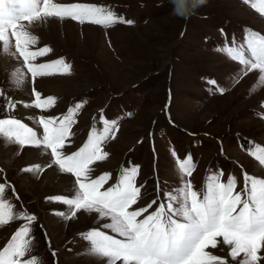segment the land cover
Here are the masks:
<instances>
[{
	"label": "rangeland",
	"instance_id": "obj_1",
	"mask_svg": "<svg viewBox=\"0 0 264 264\" xmlns=\"http://www.w3.org/2000/svg\"><path fill=\"white\" fill-rule=\"evenodd\" d=\"M54 2L96 4L113 11L119 19L133 22H117L104 27L81 24L68 18L34 21L29 30L38 37V44L33 48L47 46L51 49L36 61L63 59L75 63L69 74L37 77L34 85L31 74L18 59L14 42L7 52L0 46V55L7 54L11 62L7 67L0 62V90L6 91L8 96L20 101L34 100L32 89L35 86L44 97L57 98L56 105L47 110L48 116H62L76 104H84L72 127L73 137L65 148L69 153L86 142L84 135L93 114L105 105L104 117L118 121L119 131L115 138L109 137L103 144L107 158L92 165L93 177L116 170L108 183L116 181L122 161H134L133 165L139 168L137 186L143 185L136 207L146 206L153 200L158 204L159 198L163 201L165 193L175 191L183 182L176 166L179 160L173 159L170 152L172 146L183 160L188 151L194 154L195 170L183 179L190 180L197 190L202 188L209 175L221 171L225 182L229 176L236 177L237 191L243 187L245 172L264 178V166L249 153L257 145L264 146V85L257 86L258 71L241 75L242 66L230 59L225 51L233 41L239 43L236 37L241 36L242 43L248 29L264 34V15L251 6L256 0L247 4L244 0H204L198 5L190 0V10L183 16L177 11V0ZM16 67L23 68L24 72V81L19 87L10 77ZM209 80L216 84L210 85ZM49 84L68 85L63 87L66 93L76 86L84 90L75 96L41 90ZM220 88L224 89L223 93ZM77 98L84 101L71 103ZM14 114L25 120L33 119V115H46L45 111L25 108L22 104L17 105ZM4 115L0 105V116ZM94 123L101 130L102 121ZM33 124L39 125L36 121ZM190 134H193L191 138ZM10 146L13 149L7 150ZM27 153L0 139L2 176L12 182L18 196H29L33 200L27 203L38 215L31 224L34 248L30 255L40 252L39 256L46 257L43 260L48 261L47 264H106L104 259L87 254L89 244L82 238L87 231L100 228L105 221L99 219L98 214L95 218L91 215L85 218L84 212L77 213L76 218L64 219L57 211L65 209L67 212L66 206L50 199L57 194L68 195L73 190L75 178L52 166L72 181L71 187L66 186L69 192L55 191L53 178L51 181V176L44 179L40 175L50 167H45L42 172L21 171L33 165L46 166V152L37 148L34 155ZM12 156L17 157L12 159ZM52 175L54 177V172ZM36 178L39 181L34 180ZM156 192L159 197L155 198ZM47 196L48 201H38ZM53 226L57 231L52 234L49 229H54ZM14 230V226L0 230V249ZM48 238L51 248L58 252L56 263L48 257ZM225 251L220 255L224 256L228 250ZM86 261L89 263H84Z\"/></svg>",
	"mask_w": 264,
	"mask_h": 264
},
{
	"label": "snow or ice",
	"instance_id": "obj_2",
	"mask_svg": "<svg viewBox=\"0 0 264 264\" xmlns=\"http://www.w3.org/2000/svg\"><path fill=\"white\" fill-rule=\"evenodd\" d=\"M244 2L247 4L251 0ZM251 6L264 15V0H256ZM190 7V0H177L180 15H185ZM43 18H68L81 24L104 27L117 22L133 23L92 3L0 0V46L7 52L14 41L15 52L22 58L23 68L31 74L33 85L37 77L70 72V65L63 59L34 62L51 52L47 46L33 50L38 37L29 26ZM225 51L230 59L242 66L241 75L258 71L257 86L264 85V34L248 29L242 43L233 41ZM23 68L16 67L10 73L17 87L24 81ZM208 83L215 85L216 81L209 80ZM32 91L34 100L20 101L0 90V105L5 113L0 116V139L15 143L21 149L41 148L50 156L46 166L36 165L24 171L42 172L45 167L56 166L75 178L73 190L68 195L57 194L50 199L66 206L67 212L57 213L64 219L76 218L77 213L84 211L97 213L98 218L105 221L100 228L83 234L82 238L89 244L88 255L100 257L106 264H262L264 178L245 172L243 187L237 191L236 177L229 176L225 182L221 171L209 175L202 188L197 190L190 180L183 179L195 170L189 154L178 161L182 184L175 191L165 193L160 203L153 200L146 206L136 207L141 195V188L136 183L138 166L123 169L117 182L107 188L105 184L111 179V173L91 175L92 165L107 158L103 144L109 137L115 138L118 121L103 119L102 130L91 129L87 141L78 150L66 153V142L73 135L72 127L84 104H76L62 116L33 117L42 128L40 132L18 118L15 109L22 104L25 108L44 112L56 105L57 98L44 97L35 86ZM219 91L223 93L224 89ZM249 153L264 166V146L257 145ZM6 190L12 189L5 180L0 182V227L15 220L25 223L0 249V264H42L38 256L30 255L34 248L31 224L36 217L17 210L12 200L6 198ZM153 205H157L156 208L149 211ZM218 247L228 249L224 256L209 251Z\"/></svg>",
	"mask_w": 264,
	"mask_h": 264
},
{
	"label": "bare ground",
	"instance_id": "obj_3",
	"mask_svg": "<svg viewBox=\"0 0 264 264\" xmlns=\"http://www.w3.org/2000/svg\"><path fill=\"white\" fill-rule=\"evenodd\" d=\"M4 51V50H3ZM0 62H1V64L4 66V67H7L11 62L9 61V58H8V55L7 54H5V53H1V55H0ZM9 69V68H8ZM12 69V68H11ZM1 80V79H0ZM64 86H68V85H64ZM76 86V85H75ZM74 87V86H73ZM64 88H63V86H58V85H56V84H49L48 86H47V88L46 87H44V88H41V90H45V91H51L52 93H59V94H66V93H63V91H65V90H63ZM89 89H90V87H89ZM84 89H82V88H80V87H74V88H70L69 90H66V91H68V93H69V95H72V96H75V95H77L78 93H80L81 91H83ZM88 90V89H87ZM50 92V93H51ZM67 93V94H68ZM19 97V96H18ZM22 97H24V96H22ZM22 115V114H21ZM203 119V118H202ZM205 120H207L206 118H205ZM27 150H30V151H35V150H31V149H27ZM27 150H26V152H27ZM43 150V149H42ZM41 152V151H40ZM26 154V153H25ZM38 156V155H37ZM44 156V155H43ZM39 157V156H38ZM37 158V157H36ZM40 158V157H39ZM45 158V157H44ZM28 159V158H27ZM34 159V158H33ZM46 159V158H45ZM31 161H32V159H31ZM21 163V162H20ZM30 164V163H29ZM21 165V164H20ZM19 166V165H18ZM17 167V166H16ZM56 169V168H55ZM14 170V169H13ZM54 169H52L51 171H49L50 173L51 172H54L55 173V171H53ZM57 170V169H56ZM10 171H11V169H10ZM57 173V172H56ZM54 174V176H57L60 180H63V181H65V183L68 185L69 183H70V179L68 178V177H66V176H63V175H60V174H58L59 173V171H58V175L57 174ZM52 175V174H51ZM53 176V175H52ZM23 178V177H22ZM55 179V178H54ZM51 180V179H50ZM15 181H17V179L15 180ZM58 181V180H57ZM28 184V183H27ZM31 185V184H30ZM18 186V185H17ZM23 186H25V185H23ZM32 186V185H31ZM30 186V187H31ZM55 186V185H54ZM58 187H61L62 185L61 184H59V185H57ZM56 186V188H58ZM24 188V187H23ZM64 188H66V187H64ZM27 191V190H26ZM59 191V190H58ZM25 195V194H24ZM50 195V194H49ZM34 196V195H33ZM32 196V197H33ZM89 213H86V212H84L83 213V216H85V218H87V217H89V215H88ZM92 215V217L93 218H95V216L97 215V213H91ZM96 214V215H95ZM98 217V216H97ZM49 231L50 232H52L53 231V229H49ZM10 232H11V230H10ZM10 232H8V233H10ZM224 250H228L226 247H219L218 248V250H216V251H212L213 253H217L218 255H220V253H222V251H224ZM211 251V250H210ZM219 251H221V252H219ZM225 251V252H226Z\"/></svg>",
	"mask_w": 264,
	"mask_h": 264
},
{
	"label": "crops",
	"instance_id": "obj_4",
	"mask_svg": "<svg viewBox=\"0 0 264 264\" xmlns=\"http://www.w3.org/2000/svg\"><path fill=\"white\" fill-rule=\"evenodd\" d=\"M63 87H64V85H62ZM64 93H66L65 91H64ZM67 93H68V91H67ZM66 93V95H69V93L67 94ZM59 94V93H58ZM9 95V94H8ZM21 107V106H20ZM22 108V107H21ZM19 111V110H18ZM25 148H32V147H25ZM25 148H22V150L23 151H25L26 152V150L27 149H25ZM11 149H13V147H11L10 146V148L9 149H7V150H11ZM40 149V148H39ZM20 150H21V148H20ZM31 150H35V151H30V150H27V152L28 153H32L33 155L35 154V152H36V150H37V148H33V149H31ZM14 151V150H13ZM43 152V151H42ZM27 153V154H28ZM37 155V154H36ZM14 157H17V156H12V159L14 158ZM46 159H47V161H44V162H48L49 161V159H48V155H47V153H46ZM3 165V164H2ZM5 165H6V163H5ZM4 166V165H3ZM52 169H54L55 170V173L57 172L58 173V171L55 169V168H53V167H50V168H48V169H46L45 170V172H42V173H40V175H41V178H44V179H46V178H48V175L49 176H51V177H49L50 179H51V181H52V178H53V181H52V185H55L54 187L56 188V186L57 185H59V184H61L62 186L61 187H58V188H56V190L55 191H57V190H67V192H69L70 191V189L69 188H64V187H66V186H68V187H71L72 186V181H70L71 180V178L68 176V175H66V177H68L70 180V183L67 185L66 183H65V181H63V180H60L57 176H54V177H52V175H50V174H53V172H49V171H51ZM53 170V171H54ZM54 173V174H55ZM56 173V174H57ZM59 174V173H58ZM57 174V175H58ZM39 176V175H38ZM64 176V175H63ZM29 177V176H28ZM46 177V178H45ZM21 178V177H20ZM55 178V179H54ZM34 180H38V178H36V179H34ZM58 180V181H57ZM39 181V180H38ZM19 198H24V200H22V202L24 201V202H33V200L28 196V198H30V199H28V198H26V197H22V196H20V194H19V196H18ZM49 198V196H47V197H44V198H42V199H39L38 201H42V202H45L46 200L45 199H48ZM36 201V200H35ZM37 201V202H38ZM31 210H32V207L31 206H28ZM81 212H84V211H81ZM88 215H92L91 213H89ZM96 215V214H95ZM80 216H81V214H80ZM97 216V215H96ZM47 222V221H46ZM48 224H49V221H48ZM50 225V224H49ZM51 226V225H50ZM54 227V229H53V232L55 233L56 231H57V229H56V227L55 226H53ZM56 230V231H55ZM53 232H52V234H53ZM74 233H76V232H74ZM73 233V234H74ZM55 235V234H54ZM75 235V234H74ZM73 235V236H74ZM55 245V244H54ZM59 245H55V248H57V249H60L59 247H58ZM61 246V245H60ZM84 263H89V262H84Z\"/></svg>",
	"mask_w": 264,
	"mask_h": 264
},
{
	"label": "clouds",
	"instance_id": "obj_5",
	"mask_svg": "<svg viewBox=\"0 0 264 264\" xmlns=\"http://www.w3.org/2000/svg\"><path fill=\"white\" fill-rule=\"evenodd\" d=\"M192 2H193L194 5H198L200 3H203L204 0H192Z\"/></svg>",
	"mask_w": 264,
	"mask_h": 264
}]
</instances>
